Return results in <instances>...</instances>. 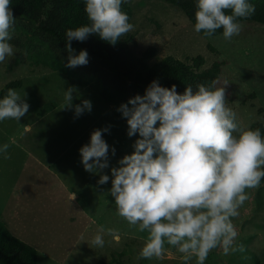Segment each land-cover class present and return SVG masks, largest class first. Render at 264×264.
I'll use <instances>...</instances> for the list:
<instances>
[{
	"label": "clouds",
	"instance_id": "1",
	"mask_svg": "<svg viewBox=\"0 0 264 264\" xmlns=\"http://www.w3.org/2000/svg\"><path fill=\"white\" fill-rule=\"evenodd\" d=\"M125 2L85 0L90 23L66 31L65 67L89 63L87 50L76 54L72 41L84 42L97 34L115 45L133 29L122 10ZM254 13L255 5L249 0H196L194 30L210 38L222 29L224 39L231 40L242 30L240 20ZM15 21L11 0H0V63L14 55L9 41ZM74 92V86L65 91L66 107H74L77 117L90 113V100L73 105ZM25 97L9 88L0 99V122L24 117L30 108ZM117 111L127 121V136L138 138L131 154H125L119 166L111 168L109 192L117 214L130 227L147 232L139 257L161 260L167 251L165 245L182 254L183 264L193 260L205 264L218 248L225 255L243 252L244 246L237 244L233 218L240 215L239 209L249 199L247 190L258 189L264 180V135L259 128L242 126L236 112L228 107L225 88L212 81L198 84L195 91L188 86L181 94L176 85L164 87L153 80L144 95L130 98ZM109 131V127L94 130L90 143L79 149L85 171L109 168L110 146L103 137ZM8 149L7 143L0 146L6 159L10 158ZM111 151L114 156L116 149ZM109 180L108 174H102L98 184ZM92 243L103 247L105 241L97 234Z\"/></svg>",
	"mask_w": 264,
	"mask_h": 264
},
{
	"label": "rangeland",
	"instance_id": "2",
	"mask_svg": "<svg viewBox=\"0 0 264 264\" xmlns=\"http://www.w3.org/2000/svg\"><path fill=\"white\" fill-rule=\"evenodd\" d=\"M127 1L132 6L134 27L123 40L135 54L156 48L157 55L149 60L150 64L168 56L191 62L202 55V70L222 62L217 87L225 88L228 107L236 112L245 129L264 124V25L241 23V32L231 40L224 39L223 34L209 38L197 33L184 12L166 1ZM13 51V56L0 63V90L10 81L23 79L24 85L15 90L22 98L26 93L30 108L20 121L0 122V146L9 144L10 157L0 154V220L15 236L37 249L38 264H183L182 254L175 247H166L161 260L139 257L147 232L130 227L117 214L109 189L105 200L103 194L91 190L85 197L75 195L73 200L64 184L60 188L50 178L43 166L50 168L54 161L58 164L62 155L55 156L91 128L116 130L113 142L121 139L122 156L131 154L134 142L119 136L127 132L126 121L116 118L111 105L99 101L90 88L74 86L73 105L84 99L93 104L90 113L85 111L77 117L74 107L65 104V91L73 86L66 76L31 65L27 53L14 46ZM77 161L82 158L77 157L73 164ZM63 163L65 159L60 161ZM70 176L67 174L68 180ZM78 181L71 182L73 189H80ZM84 185L87 188L91 182ZM247 191L249 199L239 209L240 215L233 218L237 244L245 250L225 255L218 248L205 264H264V185ZM97 234L105 241L103 247L92 243Z\"/></svg>",
	"mask_w": 264,
	"mask_h": 264
},
{
	"label": "trees",
	"instance_id": "3",
	"mask_svg": "<svg viewBox=\"0 0 264 264\" xmlns=\"http://www.w3.org/2000/svg\"><path fill=\"white\" fill-rule=\"evenodd\" d=\"M163 1L181 9L195 24L196 0ZM249 2L255 5V13L250 18L241 19L240 23L264 25V0ZM11 4L16 21L9 43L26 52L31 65L60 72L73 86L90 88L99 101L111 105L115 117L124 121L126 119L117 111L119 106L137 94L144 95L153 80H158L164 87L176 85L177 92L183 94L188 86L195 91L201 83L208 85L215 81L217 87L221 77L223 63L217 61L202 70L205 64L202 55L193 57L191 62L168 56L150 64L149 60L157 55L156 48L137 55L123 40L125 35L115 45L100 39L97 34L84 42L72 41L76 54L87 50L89 63L75 68L65 67L68 58L66 31L90 23L85 12V0H11ZM122 10L128 14L132 24L133 10L127 0L122 4ZM222 33L223 30L219 29L213 36ZM200 34L204 36L203 32ZM23 85L21 78L8 82L0 90V99L9 88L18 89ZM257 128L264 135V124H253L250 129ZM261 185H264V180ZM38 263L37 249L15 236L0 220V264Z\"/></svg>",
	"mask_w": 264,
	"mask_h": 264
},
{
	"label": "crops",
	"instance_id": "4",
	"mask_svg": "<svg viewBox=\"0 0 264 264\" xmlns=\"http://www.w3.org/2000/svg\"><path fill=\"white\" fill-rule=\"evenodd\" d=\"M100 118H101V115L99 117H97V121L98 120L100 121ZM118 119H120V118H118ZM122 122H123V120H122ZM124 123H127V122H124ZM94 130L95 129L91 128L87 134L82 133L79 137L75 138L73 140V142L71 141L68 148L64 149L60 154L56 155L55 158L60 157L59 155H62L58 161L59 162L58 164L55 163V161H54V163L52 162L53 164H50L52 167L47 168L46 165L43 167H44V169H46L50 173V178L55 180V182L58 184V186L60 188L63 184L67 186V188H66V186L63 185V187L65 189H69L68 195L69 194L70 195L71 194H75V195L82 194V196L85 197V195L90 193V190H91V191H97V192H99V194H103V200H105V198L107 196L108 189L110 190V188L112 186L111 185V169L110 168L119 166L118 161L123 157L121 155L123 145L119 144L120 140H121L120 138L119 139L116 138V144L113 142V138H115L114 136H116V134H117L116 130H110L108 136L105 135V133H103L104 139L106 140V142L110 146L109 148H113V147L116 148V153L114 156L112 155V151L109 152V165L110 166H109V168L104 169L102 172L90 173V172L85 171L83 164H82V161H77L75 164H73V163L75 162V159L77 157H79V156L81 157L79 149L83 145L90 143V136ZM123 133L124 134L119 135V136L128 137L126 131H123ZM130 139H131L130 140L131 142H134V140H135L133 138H130ZM63 159H65V163L60 164V161ZM67 161H68V163H66ZM67 174H71L70 180H68ZM102 174H108L110 176L109 182L104 184V185L98 184V180L100 178V175H102ZM90 177H92V178L89 179ZM75 179L79 180L77 183H79L80 189H73V187H72L73 185L71 182L74 181ZM89 181L91 182L90 186H88L87 188L85 187L86 185L83 186L84 183L86 184ZM92 183H94V186L91 189ZM68 185L70 188L68 187ZM104 193H106V194H104Z\"/></svg>",
	"mask_w": 264,
	"mask_h": 264
}]
</instances>
